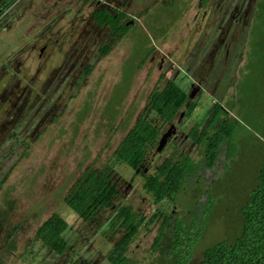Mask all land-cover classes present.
<instances>
[{"label": "rangeland", "instance_id": "1", "mask_svg": "<svg viewBox=\"0 0 264 264\" xmlns=\"http://www.w3.org/2000/svg\"><path fill=\"white\" fill-rule=\"evenodd\" d=\"M10 1H0V12L6 13L0 16V88L14 89L0 90V127L6 124L0 128V264H60L63 260L70 264L73 257H87L90 252L95 255L97 250L100 264H106L102 256L122 231L120 226L114 231L111 227L106 229L114 215L122 207L141 214L152 208L149 195L141 189L140 171L134 173L122 164L115 167L108 179L117 190L115 207L97 206L89 218L72 212L63 203V196L86 167L98 168L106 161L136 115L143 112L148 93L159 89L166 80L185 90L190 81L186 68H196L195 64L199 70L190 73V77L203 74L211 65L205 78L216 76L217 88L205 94L201 90L192 97L193 108L185 118L182 116L177 138H171L160 151H148L147 162L142 166H148L151 172L162 159L177 160L186 153L198 164L203 146L192 143L190 150L179 151L190 142L185 130L208 112L219 110L222 128L231 130L229 139L220 141L212 167L198 164L187 175L169 210L177 214L176 220L185 219V226L194 215L193 227H201L191 264L199 260L206 246L232 240L240 228L239 205L264 161V1L260 2L262 7L254 22L240 33L243 41L234 46L236 52L241 50V55L236 58L229 54L228 65L224 64L222 69L217 63L213 66L200 60L206 50L196 43L200 29L188 40L189 28L169 27L173 15L163 5L147 0L146 7L140 8L144 0H134L137 4L133 1L131 7L138 10L136 23L124 25L123 35L109 44L107 53L83 61L79 71L76 66L83 56L79 55L77 62L71 61L74 65L70 68V62L59 51L69 52L74 38L78 39L79 48L82 37L83 50L95 49L89 26L84 32L74 25V17L80 21L90 11V7L82 5L79 13L78 6L84 0H14L5 8ZM238 1L216 0L213 4L228 12ZM191 16L192 11L186 19ZM71 18L72 23L68 24ZM87 23L85 20L84 24ZM68 27L71 28L67 32ZM49 28L58 39L55 44L40 34H47ZM43 44L46 45L38 58V47ZM105 47L108 45L100 46L98 53ZM92 62L91 72L84 78L85 68ZM13 64L20 67L15 86L10 79L17 75ZM203 88L208 90L209 85L205 83ZM20 96L21 109L11 123ZM51 117L57 118L49 122ZM152 123L157 131L165 126L161 118H152ZM228 150L231 156L226 157ZM206 196L213 202L202 220L203 202H210ZM52 212L65 220L61 231L64 246L52 254L44 249L34 252L27 241L39 222ZM156 226L154 223L148 230L139 228L128 246L130 264H145L159 257L168 264L171 225L167 224L160 244L151 252L149 244Z\"/></svg>", "mask_w": 264, "mask_h": 264}, {"label": "trees", "instance_id": "2", "mask_svg": "<svg viewBox=\"0 0 264 264\" xmlns=\"http://www.w3.org/2000/svg\"><path fill=\"white\" fill-rule=\"evenodd\" d=\"M0 1L3 2V0ZM13 2L14 0H11L6 3L5 8ZM5 15V12H0V16ZM93 19L99 24H107L114 33L116 32L117 37L123 34L124 25L119 27L114 17L106 12H94ZM108 49L109 46L105 47L101 55L107 53ZM89 70L88 68L85 74ZM185 99L184 90L170 80H166L159 89L153 88L147 95L143 112L136 115L106 161L98 168L86 167L72 188L63 196V203L78 215L87 214L95 205L108 203L115 195V188L108 181L115 167L122 164L131 170L136 169L153 146L157 136V129L152 123V118L170 120L184 106ZM192 108L193 104L190 103L184 115ZM219 115L220 111L217 109L210 114L208 112L203 117V128L200 130L195 126L190 132L191 138L203 146L202 158L198 164L204 168H210L213 165L220 141L223 139L228 141L230 137L231 130L222 128L224 122H221ZM225 153L226 157L231 156L229 150ZM198 164L194 163L189 156H183L177 160L165 158L153 167V173L141 174L143 179L141 189L150 196L153 203L159 202L163 216L162 226L168 218L169 212L166 211H169V206L174 203L177 192L185 183L187 175L196 170ZM254 178V184L248 189L245 199L238 208L241 219L238 234L230 241L220 240L206 246L199 260L193 264H264V161L259 165ZM208 198L210 202L205 201L202 205L204 207L201 212L203 217L200 218L202 220L208 215L212 206V199L208 196L205 199ZM119 214H121L119 223L124 227L119 239L104 255L106 264H130L127 249L143 220L139 212L129 207L120 208ZM154 216L155 213L152 217ZM173 218L167 263L191 264L189 260L194 244L201 234V228L195 230L193 227L194 215L188 226L183 224L181 218V221L176 220L175 216ZM64 227L63 217L52 212L39 222L27 245L34 252L39 249H44L48 254L60 252L64 246V240L61 237ZM157 239L158 237L154 238V244ZM76 264L90 263L79 260Z\"/></svg>", "mask_w": 264, "mask_h": 264}, {"label": "flooded vegetation", "instance_id": "3", "mask_svg": "<svg viewBox=\"0 0 264 264\" xmlns=\"http://www.w3.org/2000/svg\"><path fill=\"white\" fill-rule=\"evenodd\" d=\"M133 1L134 0H125L126 5L122 9H119L116 6V4L119 2V0H84V1L80 2L79 6H78L79 8L82 5H86V6L90 7V11L88 12V15L86 17H81L80 21H78L79 18L77 19V17H74L73 18L75 20L74 25H75L76 30L80 29V30H83L84 32H85L86 28L89 26L88 30H89V34L91 36L90 41L95 45V49L93 51H90V52L83 50V48H84L83 46L85 44V39L83 37L80 39V45L81 46L78 48V44H77L78 39L74 38L73 41H71V47H70L69 52L65 53V52L59 51V53L64 55V56H62V58H64L65 61L68 60L70 62L68 67L72 68L74 64H72L71 61L77 62V60L79 58L78 56L82 55L83 57H81V59H80L82 61L77 63V66H76L78 68V71H79L83 61L87 60L86 62H88L89 61L88 59L92 58V56L95 57L96 54H97V56H104L105 55V54L101 55L98 53V51H99L98 49L100 48V46H105V45L109 46V44H111V43L113 45L114 39L119 38L116 36V32L114 33V31L107 24H105V23L99 24L98 21H95L93 19V13L97 12V11L106 12L111 17H114V19L116 20V24L118 26L119 25H125L126 26L129 24L133 25L136 23L135 22L136 21V13L138 10H135V9H133L132 11L127 10V8L133 4ZM215 1L216 0H156V2L160 3V5H163L164 8H166L167 13H169V15H171V16L173 15V19H170L169 27H179L182 25V27L189 28L190 31H188L189 32L188 40L190 39L193 32H195V30H199V29L201 30L200 36H198L196 38V40H197L196 43L198 45L199 44L204 45V47H206V50L204 53H202V57L200 60L203 62L204 61L208 62L209 64H212L213 66L217 63L218 67L221 66V69H222L223 65L227 64V62H228V58H229L228 55L229 54L233 57H236V58H238V56L241 55V50H240V53H239V51L236 52V48L234 46L240 45L241 42L243 41L242 37L239 36L240 33L245 29V27L249 28L251 23L254 22V18H256V16L259 14L260 8L262 6H264V5L261 6L260 2H262L264 0H245L246 3L244 2V0H240L237 3H235L232 6V8H230V10L228 12H227L226 8H221L220 6H216L215 4H213V2H215ZM217 1H220V3L222 2V0H217ZM135 4H137V3L134 1V5ZM146 5H147V0H144V2L140 5V8L141 7L145 8ZM79 8H78V10H79ZM78 10H77V14H78ZM80 11H81V8L79 10V13H80ZM191 11H192V16L190 18L186 19V14L188 12H191ZM73 19L71 18V20L67 21L68 24L69 23L71 24ZM85 20H86V22L88 20V23L90 22L91 24H88V23L84 24ZM248 20H249V22H248L249 24L247 23ZM68 28H67V32L70 30L71 27L69 29ZM49 30H50V28L48 29L47 34H46V31H44L43 33L40 32L41 36L42 35L47 36L51 40V42H53V44L57 43L58 39H55V37H53L52 33ZM230 30H232V31H230ZM119 32H121V30ZM63 36H66V35L63 34ZM35 37H36V35H35ZM35 37L33 38L32 43L34 42ZM81 40H82V42H81ZM31 44H28V45L31 46ZM60 44H62V45L64 44L63 38L60 40ZM60 44H59V46H60ZM45 45L46 44H43L42 46L38 47V50H37V57L38 58H40L41 53H42ZM33 46H34V43H33ZM74 52L76 53V57L74 55ZM72 55H74L73 56L74 58L72 57ZM92 61L95 62V61H98V59L92 60ZM199 61H198V63H199ZM93 62H92L91 66L85 68L86 70L88 68H90V70L88 71L87 74L83 75L84 78L88 74H90L92 66H93ZM17 66H19V64L18 65L13 64V67H15V71H17V75H15V77L14 76L10 77V79L13 78V81H14L13 85L14 86L16 83H18V81L16 80V77L18 76V73H19L18 68H20V67H17ZM188 66H189V62H188ZM195 66H196V68H194V66H193V69H192V67L186 68L189 72L188 77L190 78V81H189L188 87L184 90L185 95L187 96L188 94L191 93L192 97H193L195 94L199 93L201 90L204 91V94L209 93V92H214L215 88H217V86H218L217 85L218 78H216V76L211 77L210 79L205 78V76H206L205 71L206 70L208 71L209 68L211 67V65H210V67L208 65V67L205 68L203 74L190 77V73L193 74L199 70V68H197V67H199V65L195 64ZM53 67L55 69L58 66H53ZM51 69L53 70V68H51ZM85 69H84V71H85ZM64 73H67V72H64ZM67 74H70V73H67ZM196 77H197V79H195ZM24 81H27V80L24 79ZM213 82L215 84H213V86H211V84ZM205 83H207V85H209L208 90H205L203 88ZM23 89H24V87H23ZM0 90L6 91V90H14V89H12V88L11 89H5V88L1 87ZM192 97L190 98L188 105L190 103L193 104ZM3 99L8 101V99H5V97ZM185 102H186V99H185ZM20 103H21V96H20V99L18 100L17 108L14 110L15 112L12 114L14 116L13 117L14 119L11 121V123H14L18 117L17 115H18V111L20 108ZM184 105H185V103H184ZM66 107H67V105H66ZM184 110H185V107L183 106V109L180 110V112H178V115L173 116L170 120H165V119L161 118V120L165 121V126L161 131H157L158 138L161 135V133H163L167 128L170 127V129H174V133H171V135H169L167 137V140H166V142L162 148H164L169 143L171 138H175L178 135V133L180 132V130H181L180 122L183 120V118H185L184 114H182V115H180V114L182 111L184 112ZM182 116H184V117L182 118ZM173 118H175V120H173ZM52 119L53 118L51 117V121L49 120V122L55 121V119H53V120ZM203 122H204L203 118L198 123L192 122L191 125L185 130L184 135L186 136V139L189 137L188 139L190 140V142L189 143L186 142V144L184 143L183 145H185V148H184V146L180 147L179 151L183 152L186 148H189V150H190L191 149L190 145L192 143L196 147L202 146V145L197 144L194 141V139L191 138L190 132L192 131V129H194L195 126L201 130L203 128L202 127ZM5 125L0 127V128L3 129V127H5ZM171 125H173V126H171ZM158 138L156 139L153 146L148 151H153V152L156 151L155 146H156ZM175 140L176 139H174V141ZM148 151H147V153H148ZM181 152H179V153H181ZM147 153H146L143 161L137 167V171H135V169H132V171L134 173H137L140 170H141L140 174H150V173L154 172L153 167L156 164L153 165L151 172H149L150 168L148 166H144V165L142 166L143 163L147 162V158H148ZM184 156H189V155H188V153H186V154H184ZM143 169H145V171H143ZM72 186H71V188H72ZM116 199H117V190L115 188V195L111 198V200L108 203H106L104 205H95L85 215H78V214L77 215L80 218H89V217H91L92 212L94 211L95 207H97V206L103 207V206L111 205V207H113V205H114V207H115L114 200H116ZM148 202H150L149 204L151 205L152 208L146 214L140 213L141 216L143 217V220H142V223L140 224L139 228L144 227V228H146V230H148L152 224L157 223V226L154 228V236L152 237V240L149 244L150 250H151V252H153L158 247V245L160 244V242L162 240L161 238L163 236L162 233H163L165 227L167 226V224L170 223L171 229H172V225L174 222L173 216H177V214L173 215L174 214L173 211L169 210L170 213H168V218H167L166 222L164 223V225L162 226L163 216L161 215L162 210L159 207V202L151 203L150 196H149ZM154 213H155V216L152 217V215ZM120 215L121 214H119V213L115 214L114 215L115 219L113 221L111 220L109 222L108 226H106V229L108 227H111L112 230L114 231L115 227L120 226V227H122V230H123L124 226L119 223L120 222V219H119ZM179 218H181V217H179ZM181 220L183 221V224H184L185 219L181 218ZM159 230H160V233H158ZM138 232H139V229H138ZM138 232H137L136 236L138 235ZM121 234H122V231H121L120 235L114 240V242H112L110 247L119 239ZM136 236H135V238H136ZM8 237H9V235L7 236V238ZM155 237H158V239L154 244L153 240ZM27 242H29V240ZM97 251H96L95 255L91 254V252H90L87 257H79V256L73 257L70 260V264H76V263H78L79 260H86L90 264H100L101 263L100 258H99L100 255L98 254ZM106 252H105V254H106ZM104 255L102 256L103 260L105 259ZM74 258H75V261H72ZM190 259H191V257H190ZM151 262L152 263H158V264L159 263L164 264L163 259L160 257L158 258L157 261L151 260L147 263L145 262V264H148ZM189 262H190V260H189ZM65 263H66L65 260L60 262V264H65Z\"/></svg>", "mask_w": 264, "mask_h": 264}, {"label": "water", "instance_id": "4", "mask_svg": "<svg viewBox=\"0 0 264 264\" xmlns=\"http://www.w3.org/2000/svg\"><path fill=\"white\" fill-rule=\"evenodd\" d=\"M191 97H192L191 93L186 96V102L184 105L185 108L188 106V103H189V100ZM182 114H183V111L181 112L180 115H182ZM171 126H173V125H171ZM171 133H174V129H170V127L167 128L163 133H161V135L159 136V138L157 140L156 146H155L156 151H159L163 147V145L165 144V142L167 140V137L169 135H171ZM135 171H137V168L135 169ZM143 171H145V169H143Z\"/></svg>", "mask_w": 264, "mask_h": 264}, {"label": "crops", "instance_id": "5", "mask_svg": "<svg viewBox=\"0 0 264 264\" xmlns=\"http://www.w3.org/2000/svg\"><path fill=\"white\" fill-rule=\"evenodd\" d=\"M113 4V3H112ZM126 4H125V0H119V2L116 4V6L119 8V9H122L124 6H125ZM130 8H132L131 7V5L127 8V10H133V8L132 9H130Z\"/></svg>", "mask_w": 264, "mask_h": 264}]
</instances>
